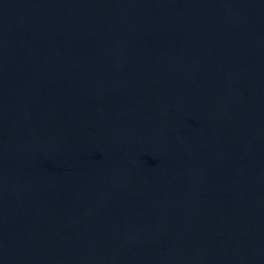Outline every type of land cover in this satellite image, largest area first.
Listing matches in <instances>:
<instances>
[{
  "label": "water",
  "instance_id": "water-1",
  "mask_svg": "<svg viewBox=\"0 0 264 264\" xmlns=\"http://www.w3.org/2000/svg\"><path fill=\"white\" fill-rule=\"evenodd\" d=\"M0 264H264V0H0Z\"/></svg>",
  "mask_w": 264,
  "mask_h": 264
}]
</instances>
